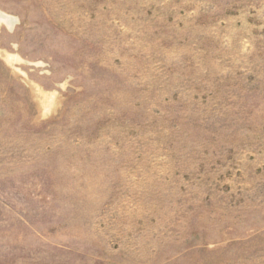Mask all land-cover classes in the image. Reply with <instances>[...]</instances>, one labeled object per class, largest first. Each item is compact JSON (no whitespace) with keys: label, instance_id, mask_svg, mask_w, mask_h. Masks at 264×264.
I'll use <instances>...</instances> for the list:
<instances>
[{"label":"rangeland","instance_id":"1","mask_svg":"<svg viewBox=\"0 0 264 264\" xmlns=\"http://www.w3.org/2000/svg\"><path fill=\"white\" fill-rule=\"evenodd\" d=\"M0 264H264V0H0Z\"/></svg>","mask_w":264,"mask_h":264}]
</instances>
